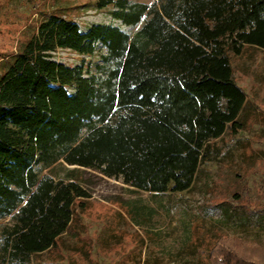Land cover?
<instances>
[{"label": "trees", "instance_id": "trees-1", "mask_svg": "<svg viewBox=\"0 0 264 264\" xmlns=\"http://www.w3.org/2000/svg\"><path fill=\"white\" fill-rule=\"evenodd\" d=\"M96 6H112L121 24L82 29L51 14L0 78V264H45L39 256L92 196L87 168L139 190L183 192L221 151L215 141L245 130L249 97L230 52L264 51V0ZM58 48L106 52L72 66L53 58ZM220 250L226 264H264Z\"/></svg>", "mask_w": 264, "mask_h": 264}, {"label": "rangeland", "instance_id": "rangeland-1", "mask_svg": "<svg viewBox=\"0 0 264 264\" xmlns=\"http://www.w3.org/2000/svg\"><path fill=\"white\" fill-rule=\"evenodd\" d=\"M96 1L0 0V78L51 14L71 18L82 29L93 23L121 24L112 6L99 9ZM105 52L101 48L91 57L58 48L52 54L59 62L79 66L83 60L100 63ZM230 56L235 80L249 97L242 115L245 130L215 141L221 151L202 165L192 187L183 192L139 190L122 178L87 168L92 196L57 245L39 256L41 262L226 264L220 258L222 246L264 259V51L247 47L242 55ZM252 210L255 215L247 217ZM7 221H0V230Z\"/></svg>", "mask_w": 264, "mask_h": 264}]
</instances>
